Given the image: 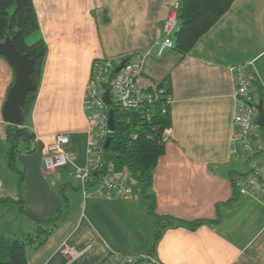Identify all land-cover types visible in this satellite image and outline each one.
<instances>
[{
    "label": "crops",
    "instance_id": "crops-1",
    "mask_svg": "<svg viewBox=\"0 0 264 264\" xmlns=\"http://www.w3.org/2000/svg\"><path fill=\"white\" fill-rule=\"evenodd\" d=\"M179 1L33 0L40 30L31 42L43 38L48 53L31 115L34 151L18 161L25 170L26 210L40 219L61 211V218L47 241L29 252V264H101L111 253L149 254L155 223L142 186L129 197L101 195L95 187L85 196L74 176L89 158L85 91L91 65L97 58L135 54L143 56L144 76L174 97L172 133L153 175L156 213L202 222L168 227L153 264H264V202L250 191L233 200L232 181L252 169L264 178V130L257 131L252 151L229 153L231 68L251 64L264 90V0H235L188 53L174 46L158 55L167 14ZM14 79L12 64L0 55V195L9 198L0 200V234L22 237L36 222L16 203L18 178L8 195L2 191L8 124L3 107ZM62 133L70 136L74 159L48 171L47 146ZM65 244L83 254L71 261L61 252Z\"/></svg>",
    "mask_w": 264,
    "mask_h": 264
},
{
    "label": "built area",
    "instance_id": "built-area-1",
    "mask_svg": "<svg viewBox=\"0 0 264 264\" xmlns=\"http://www.w3.org/2000/svg\"><path fill=\"white\" fill-rule=\"evenodd\" d=\"M178 10L179 4L176 3L168 12L164 23L165 37L159 45L158 55L175 46L172 35L180 30ZM119 62L112 58H97L91 65L85 91V108L91 123L88 131L89 158L87 166L76 169L74 174L85 196L93 172L100 174L96 193L101 195L129 197L135 194L137 187H140L127 167L117 168L116 162L107 156L111 145L107 149L106 143L109 138L112 141L113 135L110 131L111 112L115 117V131L116 115H118L120 127L122 124L128 125L134 122L135 117H138L139 123L151 124L157 134H147L146 137L156 138L162 144L168 141L172 133L171 123L162 129L161 125L153 124L158 114L168 116L174 102L171 91L162 83L144 76L141 54H135L127 59L117 72ZM231 71L235 107L229 153L233 157H239L242 151L250 152L253 149V139L260 127L257 120L261 97L257 76L251 64H239L232 67ZM107 93L111 97V104L105 99ZM138 137L137 132L131 133L132 139L136 140ZM69 144L68 134L56 136V142L50 145L44 156L46 170L64 166L74 158L68 152ZM234 182L241 192L250 191L264 202V179L249 173L236 177ZM76 249L73 245L65 244L62 252L70 254L75 259L83 253ZM153 263H157L156 259L148 254L111 253L101 264Z\"/></svg>",
    "mask_w": 264,
    "mask_h": 264
},
{
    "label": "trees",
    "instance_id": "trees-1",
    "mask_svg": "<svg viewBox=\"0 0 264 264\" xmlns=\"http://www.w3.org/2000/svg\"><path fill=\"white\" fill-rule=\"evenodd\" d=\"M234 1L181 0L178 10L180 30L175 33V48L181 53H188L199 39L230 10ZM39 30V19L33 0H0V41H4L9 36L17 50L21 54L28 55L34 63L32 80L35 88L28 93L21 106V122L19 125L6 124L4 134L5 164L17 174L18 178L19 198L16 203L23 213L36 222L34 230L22 237L0 234V264H29V252L38 249L47 241L61 218V211L53 218L40 219L26 210L24 206L25 170L18 161L21 154L34 151L36 137L31 129V115L41 84L48 48L43 38H39L33 43H28V38L34 36ZM125 59H129V57ZM258 86L261 101L264 103V90L259 82ZM117 119L118 115H116V131L112 135L111 147L107 156L116 162L117 168L127 167L133 178L142 186L143 194L151 199L149 209L154 217L155 228L149 255L153 256L159 240L168 227L179 224L195 228L200 226L202 222L177 221L172 217L156 213L155 195L151 189L153 175L159 158L164 153L165 144L160 143L156 138L148 139L147 134L155 135L157 132L151 124L139 123L138 117L134 118V122L128 125L122 124L121 127ZM169 123H171L170 117L160 114L156 116L153 122L154 125H161V129ZM259 129L264 130L263 127H259ZM133 132L139 134L136 140L131 138ZM249 173H254L264 179L256 169H252L246 174ZM238 176H232L236 196L233 197V200H237L241 193L234 182ZM99 180L100 174L93 172L89 187L96 186ZM0 200L7 201L9 198L0 195Z\"/></svg>",
    "mask_w": 264,
    "mask_h": 264
},
{
    "label": "water",
    "instance_id": "water-1",
    "mask_svg": "<svg viewBox=\"0 0 264 264\" xmlns=\"http://www.w3.org/2000/svg\"><path fill=\"white\" fill-rule=\"evenodd\" d=\"M0 55L5 56L12 64L15 71L14 84L11 86L7 99L3 107V117L8 124L19 125L21 122V106L23 105L26 96L34 90L32 73L34 70L33 60L28 55L21 54L10 37H6L4 41H0ZM126 60H123L116 71L118 72L124 65ZM108 104H111L109 93L105 96ZM259 115L258 124L264 128V103L261 101L258 105ZM110 131L115 132V117L114 113H110ZM111 138L107 140L106 148L110 146Z\"/></svg>",
    "mask_w": 264,
    "mask_h": 264
},
{
    "label": "rangeland",
    "instance_id": "rangeland-1",
    "mask_svg": "<svg viewBox=\"0 0 264 264\" xmlns=\"http://www.w3.org/2000/svg\"><path fill=\"white\" fill-rule=\"evenodd\" d=\"M180 2V1H179ZM179 7H180V5H179ZM168 15V14H167ZM31 38H33V36H31V37H29L28 38V43H33V42H31ZM115 60V59H114ZM123 60H127V59H123ZM122 59L121 60H115L116 62H119V61H123ZM120 63V62H119ZM121 64V63H120ZM172 106V105H171ZM170 112H171V108H170V111H169V114H168V116L170 117V119H171V114H170ZM62 134H64V133H62ZM58 135V134H57ZM56 135V136H57ZM55 142H56V137H55ZM54 142V143H55ZM54 143H52V144H54ZM51 144V145H52ZM164 144V143H163ZM70 145V144H69ZM110 145H111V142H110ZM50 147V145L49 146H47V149L46 150H48V148ZM6 151V150H5ZM69 152V151H68ZM70 154V153H69ZM74 159V158H73ZM73 159L71 160V161H69L68 163H70V162H72L73 161ZM67 163V164H68ZM66 164V165H67ZM65 166V165H64ZM19 167H20V165H19ZM45 167V166H44ZM61 167H63V166H61ZM61 167H58V168H56V169H59V168H61ZM8 168V167H7ZM6 168V170H5V175H4V177H3V180H4V187H3V193H7V194H5V195H8V193H10L11 191H12V189H13V180H17V174L14 172V171H12V170H10L9 168L7 169ZM56 169H54V170H56ZM48 170V169H47ZM48 171H52V170H48ZM16 182V181H15ZM98 184V183H97ZM97 186V185H96ZM96 186H94L95 187V189H96ZM90 188V187H89ZM89 188H88V190L86 191V196L88 195V193H89ZM83 193H84V191H83ZM85 195V194H84ZM62 248H63V246H62ZM62 248H61V252H62ZM76 248V247H75ZM76 250H78V249H76ZM79 251V250H78ZM63 254H65L66 256H68L69 257V259L71 260V261H74V260H76L77 258H79V257H77V258H75V259H73L72 258V256L70 255V254H66V253H63ZM149 255V254H148ZM154 257V256H153ZM155 258V257H154Z\"/></svg>",
    "mask_w": 264,
    "mask_h": 264
}]
</instances>
